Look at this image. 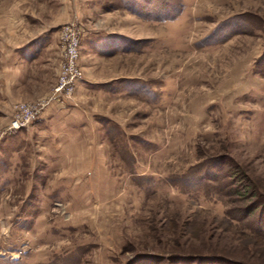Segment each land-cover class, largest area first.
Returning a JSON list of instances; mask_svg holds the SVG:
<instances>
[{
	"label": "rangeland",
	"instance_id": "374dc122",
	"mask_svg": "<svg viewBox=\"0 0 264 264\" xmlns=\"http://www.w3.org/2000/svg\"><path fill=\"white\" fill-rule=\"evenodd\" d=\"M68 22L63 104L60 38L0 53V264H264V0H0V48Z\"/></svg>",
	"mask_w": 264,
	"mask_h": 264
},
{
	"label": "built area",
	"instance_id": "2783aa9c",
	"mask_svg": "<svg viewBox=\"0 0 264 264\" xmlns=\"http://www.w3.org/2000/svg\"><path fill=\"white\" fill-rule=\"evenodd\" d=\"M81 31L78 25L74 22H68L62 25L60 29V52L62 55L61 61V72L59 76V82L54 88L53 96L50 101L54 103H65V101L70 100L77 88V84L83 78L82 72L80 70L79 57H80V44H81ZM47 103H40L38 107L33 110L28 109L29 116L27 119L17 117L14 120L11 130L21 129L28 126L34 120L40 117Z\"/></svg>",
	"mask_w": 264,
	"mask_h": 264
},
{
	"label": "crops",
	"instance_id": "0c3cea01",
	"mask_svg": "<svg viewBox=\"0 0 264 264\" xmlns=\"http://www.w3.org/2000/svg\"><path fill=\"white\" fill-rule=\"evenodd\" d=\"M58 27V26H57ZM48 29L44 30L43 33H45ZM42 33V34H43ZM53 39L59 40V31L57 34L38 37V39H33L30 41H27L23 43L22 45H18V47L9 48L6 50H3L0 48V53L3 54H10L11 57H14L13 64H16L18 66L22 67H30L31 64H33L35 61H38L41 57L44 55L46 56L47 52L50 50L49 46ZM58 43V42H57ZM50 64V63H49ZM44 66V65H43ZM24 84V83H23ZM79 86V83L77 87ZM36 96V94L29 95L27 98L32 99ZM26 98V95L24 96Z\"/></svg>",
	"mask_w": 264,
	"mask_h": 264
},
{
	"label": "trees",
	"instance_id": "16d2710c",
	"mask_svg": "<svg viewBox=\"0 0 264 264\" xmlns=\"http://www.w3.org/2000/svg\"><path fill=\"white\" fill-rule=\"evenodd\" d=\"M112 9H115V8H109L108 10H112ZM180 11V10H179ZM170 18H173L172 16H165V17H162V18H159L157 20H162V19H170ZM147 19H152L153 20V17H147ZM261 202V201H260ZM260 205V204H259ZM257 205L254 209H248L249 213L252 214L254 213L260 206ZM227 215H230L233 219L235 220H239L237 217H235L234 215L232 214H227ZM246 233H244L245 235ZM253 237H258L259 235L257 233H254L252 234ZM246 236H248L246 234ZM160 256L162 255H159L157 252H153L152 255H149L147 256V259L144 260L141 259L138 261V263H149V264H160V262L162 261V259H160ZM175 259L177 260L176 263H184V264H189L191 261H193V263L195 264H198V262H201L202 264H205L206 262L209 264H230L229 261L230 259H228V257H225L223 255H199V256H183V255H178V257H175ZM143 261V262H142ZM185 262H188V263H185ZM174 263V261H173ZM132 264V263H130ZM171 264H172V261H171Z\"/></svg>",
	"mask_w": 264,
	"mask_h": 264
}]
</instances>
